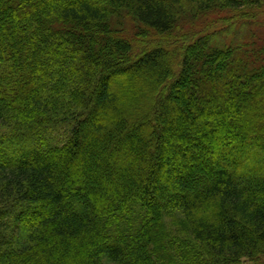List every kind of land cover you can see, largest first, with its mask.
Instances as JSON below:
<instances>
[{
  "label": "trees",
  "instance_id": "trees-1",
  "mask_svg": "<svg viewBox=\"0 0 264 264\" xmlns=\"http://www.w3.org/2000/svg\"><path fill=\"white\" fill-rule=\"evenodd\" d=\"M262 15L0 0V264H264Z\"/></svg>",
  "mask_w": 264,
  "mask_h": 264
},
{
  "label": "rangeland",
  "instance_id": "rangeland-1",
  "mask_svg": "<svg viewBox=\"0 0 264 264\" xmlns=\"http://www.w3.org/2000/svg\"><path fill=\"white\" fill-rule=\"evenodd\" d=\"M261 17H262L261 19H262V21H263L262 25H264V18H263L264 15H262ZM231 38H233V37H231ZM98 145H99V144H98ZM95 150H96V149H95ZM87 156L90 157L91 159H93V161L96 160V159H98V158L95 156V154H92V155H89V154H88ZM90 158H89V159H90ZM92 164H93V163H92ZM102 169H105V168L102 166ZM242 264H250V262H249V261H244V263H242Z\"/></svg>",
  "mask_w": 264,
  "mask_h": 264
}]
</instances>
